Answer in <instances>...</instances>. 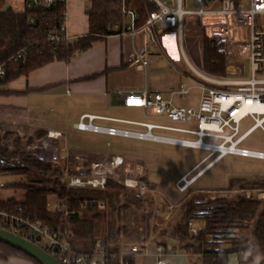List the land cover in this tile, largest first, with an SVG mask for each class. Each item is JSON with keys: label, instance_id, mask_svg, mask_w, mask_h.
<instances>
[{"label": "built area", "instance_id": "2783aa9c", "mask_svg": "<svg viewBox=\"0 0 264 264\" xmlns=\"http://www.w3.org/2000/svg\"><path fill=\"white\" fill-rule=\"evenodd\" d=\"M156 10L150 13L147 22L142 27L156 29L157 26L176 28L181 36L188 16H194L205 34L217 43L223 50L228 69L222 77L212 76L194 69L197 86L200 89V103L197 108L177 106L173 102L175 95H187L191 87L181 83L171 92L170 98H165L160 92H150L148 88L141 90H124L115 88V94L123 99L125 106L151 108L161 116H166L173 122H188L197 120V129L178 128L147 122L130 121L118 118H104L113 121H122L143 126L145 132L123 130L115 127H104L94 123L98 117L84 115L75 127L82 131L102 132L109 135L130 136L140 139L181 144L188 147L208 150L209 154L204 161L215 155L205 167H209L217 160L228 154L243 157L264 159V151L240 147V144L258 127L264 123V0H150ZM186 1L193 4L186 7ZM68 0H24L26 9L42 10L43 15L31 13L29 23L36 25L44 22L46 26V39L53 46H60L77 39L80 35L72 34L67 24ZM123 11L128 14L129 22L125 31L134 35L141 27H137L139 14L137 11ZM49 12L51 14H49ZM48 14V16H47ZM182 41L180 37V42ZM249 46L250 76L243 78L236 72L234 66H240L237 57L232 54L234 48ZM25 51H19L0 64V76L5 75L6 66L20 58H24ZM146 65V59H142ZM247 116L254 119V124L243 133H240V123ZM103 118V117H102ZM166 129L195 135V139H178L154 134L152 130ZM228 131V132H227ZM63 134L59 132L44 135L27 144L29 152L40 159L51 162L60 173L61 182L72 188H90L105 190L109 182L122 185L128 193H138L142 196L152 195L158 197V190L149 185L146 173L140 168L134 170L121 155L103 156L96 160H89L86 155L72 153L61 143ZM208 141H207V140ZM211 140H220L219 143ZM189 174L177 182V189L184 192L193 180L188 179ZM1 186H5L1 184ZM246 194L245 190H225L224 197ZM161 195V194H159ZM240 199L239 197L237 198ZM54 204L49 209L58 211L63 216L73 215L74 209H69L64 200L55 195ZM99 210H104L107 203L99 199L95 203ZM167 210L160 206L154 209V221L160 220L159 212L165 211L167 219L176 205L167 202ZM87 206V201L83 207ZM17 209H21L18 206ZM65 222V219L62 220ZM190 230L197 233L199 228L190 221ZM71 223L65 226L50 227L39 219L13 213L0 209V227L17 235L27 238L49 252L61 264H102L109 256L142 255L153 257L157 264H168L166 256L175 254L177 250H170L163 243L154 242L152 237L140 233L136 243L130 244L125 251L118 253L108 252L107 244L97 243L91 250H78L73 244L74 233L70 229ZM241 252L234 253L237 258Z\"/></svg>", "mask_w": 264, "mask_h": 264}, {"label": "trees", "instance_id": "16d2710c", "mask_svg": "<svg viewBox=\"0 0 264 264\" xmlns=\"http://www.w3.org/2000/svg\"><path fill=\"white\" fill-rule=\"evenodd\" d=\"M84 1L89 19V33L60 46H53L46 39L47 30L44 22L36 25L29 23L31 13L41 16L44 14L42 10L32 11L26 9L25 5L23 10L11 6L2 9L4 3L0 0V64L19 51L26 52L24 58L6 66L5 75L0 76V93L7 91L4 90V85L22 74H28L54 60L68 61L75 53L92 47L98 40L124 32L129 17L123 11V7L138 12L137 27H142L150 13L156 10L150 0ZM203 35L205 73L218 77L225 76L226 57L223 50L218 44H213L214 42L212 43L204 32ZM39 135L44 136L45 132L42 131ZM17 143L19 144V141ZM4 173L26 176L27 180L13 184L14 187L25 190L24 199H0V209L39 219L50 227H64L65 222H70V229L75 235L73 244L76 246L80 242L85 243L81 248L76 246L78 250H91L99 242L107 244L108 252L112 253L127 248V245L121 244L119 238L122 233H127L126 225L118 223L122 209L125 211V215L122 216L125 217L126 210L131 204H135L139 210L144 203L153 201L152 198H145L138 193H128L122 185L115 182H109L105 190L67 187L61 182L60 173L51 162L40 159L29 151L18 149L10 152L8 146L2 144L0 137V174ZM237 182L240 187H264V180L237 178L232 181L233 184ZM148 183L154 186L151 182ZM52 194L63 199L67 207L74 209L75 213L65 217L58 211H51L48 204ZM99 199L106 201V209L99 210L96 207L95 203ZM86 201L87 206L83 207ZM263 205L264 201L257 198L201 200L196 197H185L177 207L175 219L172 220L173 212L163 226H154L151 232L157 237L155 242L166 246L169 244L163 239L170 236L174 240L171 246L173 249H182L190 255L198 256L202 264H228L229 255L241 251L236 258L239 264H252L251 257L245 255L248 244L254 242L264 251ZM18 206H21V209H17ZM149 217V214L144 215L145 224L142 229L145 234L151 233ZM63 219L65 222H62ZM190 221L202 223L197 226L199 228L197 233L191 232ZM251 222H253L251 240L244 235L239 238L218 236L227 228H236L237 233L240 228H247ZM226 240H230L231 247L222 249L220 245ZM14 256L40 264L21 250L0 241V259L7 260ZM102 264H136V259L132 255L117 254L109 256ZM261 264H264V260Z\"/></svg>", "mask_w": 264, "mask_h": 264}, {"label": "crops", "instance_id": "0c3cea01", "mask_svg": "<svg viewBox=\"0 0 264 264\" xmlns=\"http://www.w3.org/2000/svg\"><path fill=\"white\" fill-rule=\"evenodd\" d=\"M2 3H4L2 9L10 6L12 7V5H8L7 7H5L4 0L2 1ZM23 8L24 0L22 2V7L17 10H23ZM67 24L68 29L72 34L86 35L89 33V19L88 15L86 14V3L84 0H68ZM165 29H167V27L164 26H157V31L152 28L141 27L134 35L130 34L127 31H124L120 34L108 35L98 40L92 47L75 53L68 61L54 60L32 70L28 74H22L17 78L11 80L9 83L3 86L4 90L7 91L0 93V130H2V128L5 126H9L10 128H16L18 133H22L24 129L29 130V132L31 133L36 132L37 135L42 131L45 132V135L49 132H59L64 135L63 138H61V140H63L61 141V143L68 149L69 147L67 145L66 134L69 128L81 132L101 133L109 137L117 136L126 139L145 140L152 143H164L176 145L179 147H188L181 144H174L151 139H140L136 137L121 135H109L102 132L82 131L75 127V124L79 122L81 117L84 115L97 116L98 118L94 120V123L95 121L127 123L122 121L104 119H123L115 117L113 114L118 111L120 112V107H128L125 106L123 99H119L116 96L114 91L115 88L136 91L146 87L150 92H160L165 98L168 99L170 98L171 92L173 90L177 89L181 83H186L191 87V91H193L194 89L198 90L197 103H190L188 98V96L191 94L190 91L189 94L185 96L178 94L175 95L173 97L174 104L177 106L194 108H197L199 106L200 89L198 88L196 81L198 79L200 80V78H198L194 72V69H198L189 61L185 54L183 35L181 34L180 36L177 32V46L179 51L183 53V57L186 60V63H188V65L193 69L194 74L186 70L185 66L180 67L179 65H176L172 60L173 57L179 59V56L177 54L175 40L173 39L172 35L167 36L166 33H164ZM180 37L182 39L181 42ZM171 38L172 41L170 40ZM142 59H146L148 63L146 65H143L141 62ZM234 68L236 72L238 71L239 76H241V65H236L234 66ZM226 69H228L227 60ZM147 116L152 119L151 122H147L151 124H159L156 122H159L160 120H162L161 122L170 120L166 116L158 115L155 112L149 113L147 114ZM174 123L196 125V128L187 129L198 128L197 120ZM95 124L104 127H115L123 130L135 131L131 128L103 125L99 123ZM174 127L186 128L182 126ZM9 131L10 132L5 131V133H7L5 137L0 136L2 140L6 139V137H12V133L15 132H11L12 129H10ZM139 131L145 132L141 130ZM161 136L183 139L179 136ZM17 141H20L19 138L12 139V143L13 145H15V150L13 151H16L19 147L20 150H23V145L21 146V144H18ZM70 151L72 153H75L73 150ZM124 154L127 155H119L123 156L126 162L131 165V167L140 168L144 173H146V180L150 182V173L145 165L142 162L128 160L125 157L134 155V153L126 151V153ZM90 155L88 154L87 156L90 157ZM95 156L97 157L98 155ZM103 156L104 155H102L101 157ZM226 156L227 155L223 156L215 163L211 164L209 167L205 166L211 159L208 161H204V159L207 157L206 156L192 165L190 168H178V170L174 173V176L180 174V176H178L176 179V184L183 176L187 174H189V176H194L193 183L190 185L192 188H190L187 198L196 197L200 198L201 200H207L202 197L201 193H208L210 190L217 191V189H206L205 187H198L195 186V184L202 176L205 175L206 172L212 169ZM257 176H264V174H259ZM237 183L233 184L232 182H230L229 185L223 189L237 190ZM153 187L155 188V186ZM15 190L19 191L20 189ZM13 197L18 198L19 196L15 194L5 197L0 194V199H8ZM50 197L55 198V195L52 194L50 195ZM182 200L178 202L176 207L180 205ZM167 202L169 201L164 199L162 196H158L155 199V208L157 206H160L161 208H163V210H167ZM170 216L171 215H169L167 219H160L159 221L155 222L152 213V215L149 217L151 231L154 226H163L168 221ZM194 224L195 226L200 225V223L195 222ZM150 234L151 237L154 236L152 232ZM139 236L140 235L136 237V240L133 243H136L138 241ZM84 245L85 243L80 242L76 246L81 248ZM220 247L222 248L221 245ZM127 248L123 250L125 251ZM0 264L34 263L27 259L14 256L7 260L0 259Z\"/></svg>", "mask_w": 264, "mask_h": 264}, {"label": "rangeland", "instance_id": "374dc122", "mask_svg": "<svg viewBox=\"0 0 264 264\" xmlns=\"http://www.w3.org/2000/svg\"><path fill=\"white\" fill-rule=\"evenodd\" d=\"M3 1V0H2ZM245 4H247V0H242ZM5 7L8 5H12L14 9H20L22 7L23 0H4ZM186 7L192 8L193 4L191 2L186 1ZM194 16H188L185 21L184 28L182 30L183 40H184V49L185 54L189 61L200 71L205 72L203 68L204 57L202 45L204 41V30L199 26L198 22L195 20ZM164 33L167 36L173 37L176 43L177 54L179 59L172 58L176 65L185 66V69L190 73L194 74L193 69L186 63V60L183 57V53L179 51L177 46V30L176 28H167ZM205 33V32H204ZM165 35V36H166ZM210 39V38H209ZM172 41V38L170 39ZM213 43V42H212ZM211 43V44H212ZM217 44V43H213ZM180 45V44H179ZM219 45V44H218ZM221 46V45H219ZM232 54L236 56L237 62L241 65V76L243 78H248L250 76V60L247 57L250 55L249 46L234 48ZM190 103H197L198 100V90L194 89L191 91V94L188 96ZM120 112H116L113 114L115 117L130 119L132 121L138 122H151L152 119L147 116L149 113H154L151 108H141V107H120ZM147 113V114H146ZM157 121L161 125H174V126H182L186 128H196L194 124H180L174 123L170 120H165L163 122ZM254 119L251 116H247L240 123V133H243L248 128H250L254 124ZM95 123L103 124V125H113L116 127L123 128H131L135 131H146L147 129L143 126H138L134 124H127L121 122H111V121H95ZM1 129V128H0ZM12 129V137H6V139L2 140V144L7 145L9 151L12 152L15 150V145L12 143V139L19 138V143L23 147L24 151H28L26 146L27 144H32L35 139L41 138L43 136L37 135L35 133L29 132V130L22 131V133H18L16 128H10L9 126H5L0 130V136L5 137L9 130ZM154 134L161 135H170V136H179L183 139H195V135L188 133H178L174 131H168L163 129H154ZM228 132V131H227ZM67 145L70 150H73L75 153H81L86 155V158L89 160H94L100 158L102 155L111 156V155H127L124 154L126 151L134 153L131 156H125L128 160L139 161L142 162L145 167L148 169L150 173V182L155 186L158 190L159 197H163L168 200L171 204L177 205L179 201H181L184 197L189 195V190L192 188L190 185L184 192H180L177 189L176 179L179 175L174 176V173L178 170V168L186 167L190 168L192 165L197 163L202 158L206 157L209 154L208 150L204 149H195L189 147H179L171 144L164 143H152L145 140H134V139H126L123 137H109L107 135L101 133H92V132H81L76 131L75 129L69 128L67 130ZM12 138V139H10ZM7 140V141H6ZM9 140V141H8ZM207 140V139H206ZM63 141V140H61ZM208 141V140H207ZM212 142L219 143L220 140H211ZM240 147L249 148L254 150L264 151V123L262 127L256 128L247 139L240 144ZM20 149V147L18 148ZM17 149V150H18ZM22 149V148H21ZM71 152V151H70ZM98 155L95 158L88 157L87 155ZM213 155L211 158H213ZM39 158V157H38ZM210 158V159H211ZM209 159V160H210ZM208 161V160H207ZM163 163V164H162ZM55 168V167H54ZM134 170L136 167H133ZM182 174V173H181ZM259 174H264V159L254 158V157H243L234 154H228L222 161H220L217 165H215L212 169L205 173L195 186L205 187L206 189H217L210 190L208 193H201L204 199L210 198H226L224 197L223 188L227 187L230 182L237 178H246L248 180L254 179L256 181L264 180V176H257ZM188 179L194 180V176H188ZM26 176H22L19 174L12 173H4L0 174V194L8 197L11 195L19 196L18 200L24 199L25 190L23 188H16L13 186L14 183L25 181ZM1 184L5 186H1ZM194 186V187H195ZM236 188L245 190L246 194H241L239 196L227 197L229 199H237L238 197L241 199L245 198H257L264 201V187H240L237 183ZM15 189H20L19 191ZM221 189V190H220ZM223 189V190H222ZM237 189V190H238ZM17 192V193H16ZM145 198H152V203H144L139 210H137L135 204H131L130 207L126 210L127 215H125L124 208L122 209V215L118 223L120 225H126V232L120 235V242L122 245H129L135 242L136 237L140 235V233L144 232L142 229L144 223V215L149 214L152 215L156 203L155 199L152 195H145ZM14 198V197H13ZM51 206L54 204V197H50ZM238 200V199H237ZM128 204V203H127ZM264 208V205H263ZM174 214L172 220L175 219V216L178 212V208L176 207L173 210ZM172 215V214H171ZM202 224L201 222H196ZM252 225L253 222L249 224V226L245 229H239L234 236L237 237L244 235L245 238L249 240L252 239ZM137 227V229H135ZM151 232V230H150ZM222 233L219 234V237H223ZM145 233V232H144ZM150 235V234H145ZM156 237V236H155ZM155 237H152V245L154 244ZM157 238V237H156ZM163 241L169 244L170 250L171 246L174 243V240L170 236H166ZM223 249H229L231 247L230 240L223 241L221 243ZM136 264H157L156 260L153 257H145L142 255H136ZM168 264H202L201 259L196 255H190L186 253L182 249H178L175 254H171L164 258ZM228 264H239V261L235 258L233 254H230L228 257Z\"/></svg>", "mask_w": 264, "mask_h": 264}, {"label": "water", "instance_id": "95a60500", "mask_svg": "<svg viewBox=\"0 0 264 264\" xmlns=\"http://www.w3.org/2000/svg\"><path fill=\"white\" fill-rule=\"evenodd\" d=\"M5 161L9 162L7 159H5ZM223 232V237L228 238L235 235L236 228H227L224 229ZM0 241L18 250H21L25 254L38 261L40 264H61L55 257H53L49 252H47L35 242L1 227Z\"/></svg>", "mask_w": 264, "mask_h": 264}, {"label": "clouds", "instance_id": "9594fccd", "mask_svg": "<svg viewBox=\"0 0 264 264\" xmlns=\"http://www.w3.org/2000/svg\"><path fill=\"white\" fill-rule=\"evenodd\" d=\"M245 255L248 258L251 257L252 264H261V261L264 260V251H262L260 246L254 242L248 244Z\"/></svg>", "mask_w": 264, "mask_h": 264}, {"label": "bare ground", "instance_id": "6f19581e", "mask_svg": "<svg viewBox=\"0 0 264 264\" xmlns=\"http://www.w3.org/2000/svg\"><path fill=\"white\" fill-rule=\"evenodd\" d=\"M158 214H159L160 219H163L166 216V212L165 211H161Z\"/></svg>", "mask_w": 264, "mask_h": 264}]
</instances>
